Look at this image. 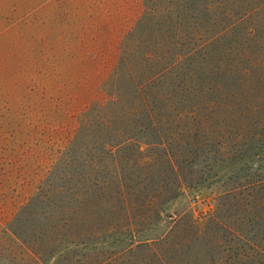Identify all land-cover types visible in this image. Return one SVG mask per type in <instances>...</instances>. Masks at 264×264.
I'll return each instance as SVG.
<instances>
[{
	"label": "rangeland",
	"instance_id": "1",
	"mask_svg": "<svg viewBox=\"0 0 264 264\" xmlns=\"http://www.w3.org/2000/svg\"><path fill=\"white\" fill-rule=\"evenodd\" d=\"M167 2L0 0V264H264V0H184L153 119L97 107Z\"/></svg>",
	"mask_w": 264,
	"mask_h": 264
},
{
	"label": "trees",
	"instance_id": "2",
	"mask_svg": "<svg viewBox=\"0 0 264 264\" xmlns=\"http://www.w3.org/2000/svg\"><path fill=\"white\" fill-rule=\"evenodd\" d=\"M178 1L181 3L168 0L163 5L150 4L148 6L144 16L140 19V25L149 21V18L157 19L154 22L156 27L151 30L152 42L149 45L152 47L148 50H129L131 44L128 43V50H124L120 65L116 67L110 80L106 82L111 99L105 103L97 104L98 108L105 109L109 104L114 105L121 102L124 113L139 115L141 112H145L148 118L153 119L152 104L155 103V97H164V89H166L164 85L159 84L170 74V67L180 61L178 56L169 66L164 65L163 54L159 50L167 46L174 34L181 37L187 34V32L182 34L180 32L179 26L181 19L186 16V7L182 3L184 0ZM136 32H132V36ZM111 85L112 90H109ZM197 114L199 115L198 112ZM183 186L182 182L178 190L171 192V198L176 197ZM34 252L39 256L37 251Z\"/></svg>",
	"mask_w": 264,
	"mask_h": 264
}]
</instances>
